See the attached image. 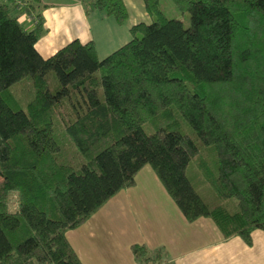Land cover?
<instances>
[{"label": "trees", "instance_id": "trees-1", "mask_svg": "<svg viewBox=\"0 0 264 264\" xmlns=\"http://www.w3.org/2000/svg\"><path fill=\"white\" fill-rule=\"evenodd\" d=\"M24 1L0 0V264H83L67 231L145 165L189 221L211 217L225 239L251 245L264 230V0H172L188 27L144 0L151 21L103 58L80 39L44 56L39 0ZM84 5L129 17L123 0ZM18 8L37 12L33 28ZM28 76L24 109L12 86ZM132 252L138 264H176L163 247Z\"/></svg>", "mask_w": 264, "mask_h": 264}, {"label": "crops", "instance_id": "crops-1", "mask_svg": "<svg viewBox=\"0 0 264 264\" xmlns=\"http://www.w3.org/2000/svg\"><path fill=\"white\" fill-rule=\"evenodd\" d=\"M123 2L129 17L120 24L104 12L88 14L84 0H39L45 32L38 50L49 56L73 39L94 40L99 56H107L131 39L133 25L151 21L144 0ZM17 12L27 28L35 26L37 12ZM67 237L83 264H138L135 243L163 247L176 264H264V230H254L248 245L240 236L225 239L208 217L189 221L150 165Z\"/></svg>", "mask_w": 264, "mask_h": 264}, {"label": "rangeland", "instance_id": "rangeland-1", "mask_svg": "<svg viewBox=\"0 0 264 264\" xmlns=\"http://www.w3.org/2000/svg\"><path fill=\"white\" fill-rule=\"evenodd\" d=\"M161 5L164 13L171 18H180L184 22V26L188 27L190 25V13L189 12H182L178 9L175 3L172 0H161ZM140 36L141 34L138 33ZM132 38V36H131ZM12 89L17 94V97L21 103V106L25 109L28 101H30L34 96V88L31 81V77H25L22 80L18 81L12 86ZM182 130L185 132L190 133L191 135L195 136V132L192 127L185 121L182 123ZM200 194L203 196L206 202L212 203L216 196L213 193L210 186H203L199 189ZM17 196L13 194L9 201V206L11 209H15L17 206ZM227 206L231 211H235L236 207V200H230L227 202ZM210 220H213L211 217Z\"/></svg>", "mask_w": 264, "mask_h": 264}, {"label": "built area", "instance_id": "built-area-1", "mask_svg": "<svg viewBox=\"0 0 264 264\" xmlns=\"http://www.w3.org/2000/svg\"><path fill=\"white\" fill-rule=\"evenodd\" d=\"M16 4H18L20 7H25L26 2L24 0H15Z\"/></svg>", "mask_w": 264, "mask_h": 264}]
</instances>
